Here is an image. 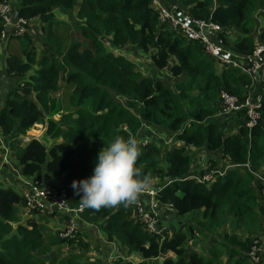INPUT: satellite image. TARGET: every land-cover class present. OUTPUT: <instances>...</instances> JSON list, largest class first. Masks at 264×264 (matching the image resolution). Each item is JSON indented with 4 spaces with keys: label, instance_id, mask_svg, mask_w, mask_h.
<instances>
[{
    "label": "trees",
    "instance_id": "1",
    "mask_svg": "<svg viewBox=\"0 0 264 264\" xmlns=\"http://www.w3.org/2000/svg\"><path fill=\"white\" fill-rule=\"evenodd\" d=\"M159 1L167 7L177 4L192 19L218 25L221 39L233 33L227 50L236 56H251L258 45L264 46V28L253 35L255 19L264 13V0ZM12 7L19 17L40 24L47 48L37 54L29 29L23 36L10 37L21 42L23 56L11 54L5 60V74L12 82L0 87V133L10 143L22 175L35 180L64 178L68 202L79 207L80 196L72 182L92 175L99 152L116 137L133 136L140 149L137 166L142 178L147 176L149 184L153 181L156 200L161 208L167 206L166 213L160 211V221L175 217L181 227L170 238L168 232L158 236L145 230L132 205L83 207L80 226L84 220L107 242L124 247L123 255L112 263L221 264L225 252L233 264H254L249 253L261 237L251 228L260 223L264 234V197L245 165L264 170V101L262 118L253 129L246 127V110L234 113L231 120L237 121V134L229 133L227 117L218 113L222 91L245 100L255 95L260 82L241 68L211 58L199 42L162 25L153 0H80L78 12L74 0H19ZM59 10L72 31L61 32ZM103 39L114 48L132 45L150 53L152 66L164 71L168 81L142 77L124 53L108 51ZM260 73L264 81V67ZM38 124L47 125L46 136L54 141L51 148L38 139L27 144L19 139ZM174 143L179 145L171 148ZM191 147L219 151L221 159L210 160L207 169L192 173ZM222 161L240 166L228 168L222 176L216 173L210 182L197 181L196 176L216 170ZM25 206L19 192L0 187V264H80L79 254H103L100 243L92 245L79 233L72 239L56 235L53 243L68 246L70 254L63 259L48 256L52 244L38 218L56 215L35 211L20 223L18 209ZM245 217L252 220L247 237L234 232L243 227ZM13 223L18 224L15 231ZM231 225L233 233L227 231ZM200 234L204 241L194 245L203 246L202 253L191 251L190 241ZM260 263L264 264V255ZM92 264L104 263L98 258Z\"/></svg>",
    "mask_w": 264,
    "mask_h": 264
},
{
    "label": "built area",
    "instance_id": "2",
    "mask_svg": "<svg viewBox=\"0 0 264 264\" xmlns=\"http://www.w3.org/2000/svg\"><path fill=\"white\" fill-rule=\"evenodd\" d=\"M153 2L157 17L161 24L169 27L175 32L183 34L189 40L199 42L204 48L205 53L211 58L218 60L220 63L241 68L245 72L247 71L255 81L262 80L260 71L264 67V56L262 53L264 52V46L258 45L254 54L251 56H236L223 47V40L219 37V34L222 32L218 25L198 21L186 16L177 4H172L171 7H167L159 0H153ZM0 21L2 23V40H7L9 37L23 36L29 31L31 26V22L25 18L19 16L15 18V11L12 5L6 3V1L0 2ZM258 53H260L258 57L260 60L256 58ZM256 61L258 62L257 64L255 63ZM261 83H264V81L262 80ZM262 86L264 90V85L262 84ZM222 99L223 106L221 117L229 118L240 110H246V117H244L246 127L253 129L259 124L262 118V103L264 101L262 92H257L254 96L249 94L245 100H240L222 91ZM2 102V91L0 89V107L2 106ZM30 131L27 132L28 135H24L25 137L22 136L24 142L31 139L32 136L29 135ZM0 141H2L1 135ZM145 142H148V140H145ZM7 158L8 150H6L4 154L3 164H8ZM251 172L255 176V183L260 182L262 186V195H264V172L260 173L254 170ZM216 173L222 176L226 171L214 170L202 177L196 176L195 178L198 182L206 183L215 179ZM28 185V190L23 194L27 210L30 211V213L37 211L46 216L60 214L68 217V224L63 228L59 237L61 239L75 238L78 235L79 221L83 212V206L72 207L68 202L66 190L55 184L44 183L34 179L28 182ZM149 186L147 190L141 193V195H145L146 197H138L135 203L129 205L135 208L138 218L149 234L163 236L165 232L163 227H160V211L162 208L160 202L156 200L158 189L153 185ZM147 202H149V204H147ZM168 208H170V206H168ZM249 255L253 263L255 262L254 264L260 263L261 257L264 255V237L254 241Z\"/></svg>",
    "mask_w": 264,
    "mask_h": 264
},
{
    "label": "rangeland",
    "instance_id": "3",
    "mask_svg": "<svg viewBox=\"0 0 264 264\" xmlns=\"http://www.w3.org/2000/svg\"><path fill=\"white\" fill-rule=\"evenodd\" d=\"M9 2H6V3H9V4L13 5V6L15 5L13 2H11V1H9ZM79 2H80V0H74V6L77 8L76 12H78ZM257 17L258 18L255 19L256 20V25H255V28H254L255 32H254L253 35H255L258 31H261L264 28V13L262 15L261 14L257 15ZM56 19H57V21H60V23L62 24V25H60L61 32L62 33L65 32L66 33L67 29H69L66 25L67 24H68V26L70 25L68 20H67L66 15L63 14L60 10L56 11ZM65 22H67V23H65ZM32 25L35 27V30L37 31V34L40 33V35H38V37L35 38V42L37 40L38 41L37 44L42 45L40 47L36 46L37 47V54L41 55L47 49L46 47L43 48V45L45 43L42 40L41 26L37 22H33ZM69 30L72 31L71 29H69ZM229 35L230 36L222 39L223 40V47L225 49H229L228 48V43H230L234 39V37H232L233 33L229 34ZM236 36H238V33H237ZM64 37H65V35H64ZM257 39H258V36L255 37L256 41H257ZM11 41L12 42L8 43L9 46H10V50L7 52L8 55L10 56L12 54V55H16L18 57L23 56L21 42L18 41L17 39H14V40H11ZM68 41H70V40H68ZM102 41H103L105 47L108 49V51H115L116 50L119 53H122V54L124 53L126 55V57L131 62H133L136 65L137 71H141L142 72V77H152V78L155 77V78H161V79H163L165 81H168V78H166V77H164L162 75V74L165 73L164 71H161V70L159 71V70H157L156 68H154L152 66V64L150 62V55H149L150 53L144 52V51L140 50L137 46H132V45H126L123 48H114L113 45H111V41L110 40L103 39ZM260 50H262V49H260ZM48 52H51L49 48H48ZM259 56H260V53H258L257 57H256L258 60H260L258 58ZM0 58H3V56L1 55ZM255 63L257 64L258 62L256 61ZM36 70H37V68H35V71ZM35 71H33V72H35ZM261 81H259V82L261 83ZM18 84L20 85V87H22L23 82L18 80ZM221 113H222V111L218 113V116H221ZM229 118L230 119L226 121V125H230L231 126L232 124H236L235 122H237V121L233 122V120H231V116ZM55 119L56 120L60 119V115H55ZM234 127L235 126L233 125V128ZM46 132H47V125L38 124V125H35L33 127V129L30 131L29 135L32 136L30 140L24 142V139H22V136L25 137L24 135L20 136L19 139L21 140V142L23 144H27L33 139H38V140H41V142L44 145H46L48 148H51L53 146V144H54V141H52V139H50V138H48L46 136ZM229 133H231V131H229ZM0 135L2 137V141H0V171H1V173H0V175H1L0 176V187H2V186H5V187L12 186L13 187L17 183V188L15 190L18 192L19 185L22 183L23 186H24L23 188H25L24 192L21 193V195L23 196V194L29 188L28 182H30L31 180H34V179H28V178H26V177H24L22 175L21 169H20V167H18L16 159L14 158L15 156L13 154V150L10 148V143L6 142V139L2 136L1 133H0ZM169 138L170 137H168L167 135L165 136L166 142H168L167 140H169ZM175 145H179V144L178 143H174L171 146V148H173ZM191 149H194L195 152H196V153H194L192 150H190L191 155L194 157V159H193V168H194V170H193L192 173H195V170L198 171V168L207 169L210 166V160H215V159L219 160L221 158L220 157L221 154H220L219 151L217 153L216 152H213V153L211 152L210 153V152H207V151H205L204 149H201V148H193V147H191ZM6 150H8V158H7L8 164H3L4 154L6 153ZM196 163H198V166H196ZM241 166H243V165H241ZM223 168H224L223 167V163H220V162L216 166V170H220L221 171V170H223ZM245 168L249 172H251L252 170H254L256 172H260V173L264 172V170H262L260 168L252 167L251 165H248V166L245 165ZM211 171H213V169H211ZM54 177H57V176L46 178V180H40V181L44 182V183H49V184L53 183L56 186L62 187L63 184H64V178L61 179V177H59L58 180H54L53 179ZM151 183H153V181H151ZM151 183L149 185H151ZM254 185H255V187L258 190L259 196L264 197V195H262V186H261L260 182H256V183H254ZM258 193H256V195H258ZM139 197L140 198H144L146 196L145 195L143 196V195L140 194ZM147 198H149V197H147ZM20 208L27 210L26 206H25V208L24 207H20ZM20 208L18 209V217H19V219L22 218V215L24 217V213H27V214L30 213V211H28V210L27 211H23ZM162 211H163V213H166L167 206L163 207ZM55 215L56 216H53V218L51 216V220L52 219L53 220L60 219V221L62 220L63 222L61 221V223H60V222L56 221L55 224L53 222L52 223L51 222L50 223L46 222L44 224L45 225L44 226L45 227V234L48 235L47 236V241H48V243L52 244V251L49 253L48 256H52V255L57 254V255H59V257H57V259H63L64 257H66V256H68L70 254L69 253V248L66 249L65 248L66 246H61V245H58L57 243H53L54 240H52V238L55 239L56 235H60L61 234L63 228H65V226L68 224V221L66 219L62 218V217H64L63 215H60V214H55ZM29 217H30V214H29ZM179 220L182 221V220H185V218H182V219H179ZM251 222H252L251 219L245 217V222H244V220L242 222L243 223V227L242 228H237V227L234 228V232H237V233L241 232L243 237H245V236L247 237L246 231H248L247 228H248V226L250 227ZM160 224L162 225V227L164 229V232H165L164 235H166L167 232L169 233V235H168L169 238L173 236L174 232L179 227H181V222L177 221L175 219V217H171L170 220H161ZM257 226L258 227H256L255 229L251 228V230L255 234H258V235H260V237H262L264 234H263V231H261V224L258 223ZM89 229L90 228H87L86 230H84L79 224L78 235H79V233L84 235L85 238L92 245H98L97 243H102L100 241L101 238L97 234L98 231L97 230L90 231ZM227 231L229 233H231V232L233 233L232 225H231V228H227ZM198 240L204 241L201 234L198 235V236L196 235L194 240L190 241V249H191V251H197L198 253H202L203 246H200L198 244L194 245V241L196 242ZM227 245L229 246V243H227ZM93 253H97V252H88V253L79 254L78 256L80 257V261H81L80 264H86V263H84L85 261H89V263H91V264L92 263H97L98 262V258L96 259L95 255H93ZM87 257H89V258H87ZM205 257H210V256H208V254H207ZM114 258H115V256L109 258L107 260V262L112 264ZM134 259L135 260H139V257L135 256ZM105 260L106 259H104V261ZM158 263L161 264V260ZM221 264H233L231 260H228V254H226L225 252H223L222 263ZM259 264H262V263H259Z\"/></svg>",
    "mask_w": 264,
    "mask_h": 264
},
{
    "label": "clouds",
    "instance_id": "4",
    "mask_svg": "<svg viewBox=\"0 0 264 264\" xmlns=\"http://www.w3.org/2000/svg\"><path fill=\"white\" fill-rule=\"evenodd\" d=\"M163 25V24H162ZM264 94V90L261 91ZM140 156L135 137H116L96 157L92 175L72 182L75 194L85 208L100 210L118 205H129L148 189L149 178L137 166Z\"/></svg>",
    "mask_w": 264,
    "mask_h": 264
},
{
    "label": "crops",
    "instance_id": "5",
    "mask_svg": "<svg viewBox=\"0 0 264 264\" xmlns=\"http://www.w3.org/2000/svg\"><path fill=\"white\" fill-rule=\"evenodd\" d=\"M9 1H11V2H13L15 5L17 4V2L19 1V0H9ZM1 29H2V23H1V21H0V32H1ZM30 29H31V31H32V33H33V35H34V37L35 38H37L38 37V35H36L37 34V31L35 30V27L32 25V23H31V26H30ZM12 39H10V37L7 39V40H2L1 39V37H0V57H1V55L3 56V58H0V87H2V88H6L8 85H5V84H7V83H11L12 82V78L10 79V78H8V77H6V74H5V60L7 59V57L9 56L8 55V51L10 50V46H9V44L8 43H10V42H12L11 41ZM38 43V41L36 40V46H38V47H40V46H42V45H40V44H37ZM43 44V43H42ZM12 52V51H11ZM10 79V80H9ZM262 84L264 85V83H260V85H259V88L255 91V93H257V92H261L262 90H263V86H262ZM226 120H228V119H226ZM225 120V121H226ZM233 125L234 124H232L231 126L230 125H227L228 126V129H229V131H231V133H233V134H237L238 133V131H237V128L236 127H234L233 128ZM232 129V130H231ZM30 131V130H29ZM230 133V134H231ZM192 151H194V149H192ZM2 152V151H1ZM221 157V156H220ZM221 159V158H220ZM219 159V160H220ZM216 160V159H215ZM222 162H224V161H222ZM198 164V163H197ZM232 166H234V165H231V164H228L227 162H224L223 163V170H225V171H227V169L228 168H231ZM235 167V166H234ZM218 169V168H217ZM222 170V171H223ZM263 170V169H262ZM241 171V170H240ZM208 172H210V171H207V173ZM242 173H243V171H241ZM0 173H1V171H0ZM1 176V175H0ZM54 180H58L59 179V177H54L53 178ZM13 183V182H12ZM5 187V186H4ZM8 187H11V188H13V189H16L17 188V183L12 187V186H8ZM24 186H23V184L21 183L20 185H19V188H18V192L21 194V193H23L24 192V189L25 188H23ZM20 189V190H19ZM22 209V208H21ZM23 211H27V210H25V209H22ZM24 213V212H23ZM29 214H31V213H29ZM29 214H27V213H24V217H23V215H22V218L21 219H19V217H18V219L20 220V223H25L26 221H27V219H28V217H29ZM31 217V216H30ZM65 217V216H64ZM38 218V217H37ZM66 218V217H65ZM39 219V224L40 225H44L45 223H46V221H49V222H47V223H54L55 224V222L56 221H58V222H60L61 223V221H60V219H55V220H51V219H41V218H38ZM170 220V219H169ZM63 222V221H62ZM82 228L84 229V230H86L87 228H90L89 230L90 231H94L95 230V228H93V226L91 225V224H89V223H87L86 221H84V220H82ZM17 223H13V226H14V231L17 229ZM46 236H47V234H46ZM100 238H101V242L102 243H100V245H101V250H103L104 252H103V254L102 255H98V253H93V255H95V258L97 259V258H100V262H102V263H104V264H106V263H108L107 262V260L109 259V258H111V257H116V256H122L123 254H122V252H125V250H124V247L119 243V242H107L105 239V237H103L101 234H100V236H99ZM66 249H68V246H66L65 247ZM135 256H131V259L132 258H134ZM104 259H106L105 261H104ZM115 259V258H114ZM114 259H113V261H114ZM110 264V263H109ZM113 264V263H112Z\"/></svg>",
    "mask_w": 264,
    "mask_h": 264
},
{
    "label": "water",
    "instance_id": "6",
    "mask_svg": "<svg viewBox=\"0 0 264 264\" xmlns=\"http://www.w3.org/2000/svg\"><path fill=\"white\" fill-rule=\"evenodd\" d=\"M18 16H19L18 12H15V18H18Z\"/></svg>",
    "mask_w": 264,
    "mask_h": 264
}]
</instances>
